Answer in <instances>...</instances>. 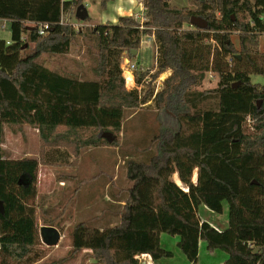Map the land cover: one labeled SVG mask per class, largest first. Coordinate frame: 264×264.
Listing matches in <instances>:
<instances>
[{
    "label": "trees",
    "instance_id": "16d2710c",
    "mask_svg": "<svg viewBox=\"0 0 264 264\" xmlns=\"http://www.w3.org/2000/svg\"><path fill=\"white\" fill-rule=\"evenodd\" d=\"M81 1L69 0L64 9ZM187 1L193 8L171 0H142L143 29L132 16L93 26L97 78L81 80L48 68L40 59L44 53H67L79 32L61 23V0H0V21H7L10 29L9 43L0 38V199L5 206L0 220H10V183L29 190L48 149L63 148L75 164L85 149L120 145L126 110L146 103L147 94L125 87L117 54L126 51L133 58L147 34L159 42L155 75L172 71L154 98L156 109L176 118L178 125L160 124L148 144L155 153L147 160H126L130 184L115 194L124 201L118 222L102 229L77 223L72 251L91 250L95 264H145L141 255L154 261L173 255L161 245L166 233L179 236L178 246L190 262L197 261L204 242L209 251L228 254L225 264H264V85L251 78L264 75L257 59L264 0ZM102 4L106 7L107 0ZM192 15L206 19L207 27L185 28ZM33 22H47L50 28L41 35ZM229 29L238 31V46ZM208 71L219 77L217 86L197 89ZM228 93L251 95L249 111H222L221 95ZM5 123L38 127L39 159L5 157ZM175 172L188 191L172 179ZM224 202L229 206L227 227L200 218L199 205L222 213ZM45 256L35 243L0 242V264H39Z\"/></svg>",
    "mask_w": 264,
    "mask_h": 264
},
{
    "label": "rangeland",
    "instance_id": "374dc122",
    "mask_svg": "<svg viewBox=\"0 0 264 264\" xmlns=\"http://www.w3.org/2000/svg\"><path fill=\"white\" fill-rule=\"evenodd\" d=\"M103 0H82L88 10V19L81 21L76 18L77 5L66 10L64 20L69 23L82 25L81 30L75 35L70 50L65 54L44 53L41 62L45 66L63 71L71 76H78L81 80L96 79L95 70L98 68L97 37L91 28L96 25L106 24L107 19L112 21L115 17L118 0H107L103 7ZM171 4L189 6L187 0H171ZM139 23L146 20L140 19ZM137 20V17L135 18ZM138 21V20H137ZM0 38L8 37L10 29L7 21H0ZM119 22V18L117 24ZM2 26V27H1ZM185 28H194L192 24L184 25ZM232 42L239 45L238 31L229 29ZM214 45V42L212 41ZM215 46V45H214ZM134 57H129L128 52H118L117 60L120 64L121 74L125 79V87L129 90L136 88L140 96L147 94V102L137 109H127L120 135L118 147H92L85 149L81 158L75 164L71 163L74 157L64 151L48 149L45 162L39 163L35 172L31 188L27 190L21 184L12 181L8 187L10 197V220H0V242L24 240L35 243L45 252V257L39 264H95L91 250L73 252L72 231L79 222H85L91 229L105 228L115 225L119 220V213L124 204L117 200L115 194L121 192L130 184L126 178V160H147L155 153V147H149V141L158 131L161 123L177 126L178 120L165 111H157L154 98L164 88L165 80L172 73L170 69L157 72L159 60V42L155 37L143 34L141 46ZM260 65L264 66V41L260 43L257 57ZM135 64V69L129 67ZM234 64V63H233ZM130 70L134 77V86L128 87L126 71ZM148 70V82L137 83V77ZM56 71V72H57ZM69 72L71 74H69ZM163 78V79H162ZM254 83L264 85V75H251ZM219 77L208 71L197 89L204 90L217 86ZM253 100V99H252ZM251 100V101H252ZM222 111H249V103L244 95L228 93L221 95ZM3 149L8 159L21 160L25 158L39 159V129L28 123L4 124ZM194 169L191 180L194 178ZM179 178L177 172L172 175L176 182ZM177 183V182H176ZM179 185V184H178ZM184 185V184H183ZM185 186V185H184ZM186 187V186H185ZM187 188V187H186ZM125 194L122 193L120 198ZM29 208H33L30 213ZM198 214L202 220L217 225L224 229L229 223V206L224 202V210L217 213L201 204ZM53 226L60 234V239L53 244L50 235L43 232V227ZM45 234V235H44ZM179 236L163 233L161 236L162 247L173 252L172 256L162 257L157 264H225L228 254L221 249L209 251L204 242L200 243L199 254L196 262H190L178 246ZM140 259L145 264L151 262L150 257L141 255Z\"/></svg>",
    "mask_w": 264,
    "mask_h": 264
},
{
    "label": "crops",
    "instance_id": "0c3cea01",
    "mask_svg": "<svg viewBox=\"0 0 264 264\" xmlns=\"http://www.w3.org/2000/svg\"><path fill=\"white\" fill-rule=\"evenodd\" d=\"M118 1H120V2H119V6H117V8H116V13L114 15L115 17L112 18L113 22L109 21L110 19L108 18L106 21V24H114V22H117L118 18H120L121 16H132L134 18L137 17L138 21H140L138 18L139 15L141 16L140 19L144 18L146 11H145V8L142 4V0H118ZM152 37H154V36H152ZM1 38L6 39L8 37H1ZM262 41H264V35H262V37H261V44H262ZM50 69H52V68H50ZM52 70H54V69H52ZM55 71H57V70H55ZM58 73L68 75L63 71H59ZM69 74H71V73L69 72ZM242 95H244V97L248 101H251L253 99V97L251 95H248V94H242ZM249 105H250V103H249ZM246 111L247 110H245V112ZM58 151H64V149L61 148L60 150H57V153H59ZM71 160H73V159H71ZM197 174H198V172H197ZM194 183H197V181ZM185 190L187 191L188 189H185ZM144 256L150 257L151 262H149V264H157V261H154L150 255L144 254Z\"/></svg>",
    "mask_w": 264,
    "mask_h": 264
},
{
    "label": "water",
    "instance_id": "95a60500",
    "mask_svg": "<svg viewBox=\"0 0 264 264\" xmlns=\"http://www.w3.org/2000/svg\"><path fill=\"white\" fill-rule=\"evenodd\" d=\"M75 16L77 19H79L81 21L88 19L89 13H88V10L84 4L81 3V4L77 5L76 10H75ZM190 24H192L194 26H198L202 29L206 28L208 25L206 19H204L202 16H197V15L191 16ZM136 52H137V50H133V53H136ZM236 56L239 58L241 57V55H239V54ZM259 103H261V102L259 101ZM252 183H257V181L253 180ZM4 210H5L4 202H3V200L0 199V212L3 213ZM43 232L46 234H49L51 236L50 240L53 244L57 243L58 240L60 239L59 232L53 226L43 227ZM259 250H260L259 248H256L255 252H258Z\"/></svg>",
    "mask_w": 264,
    "mask_h": 264
},
{
    "label": "built area",
    "instance_id": "2783aa9c",
    "mask_svg": "<svg viewBox=\"0 0 264 264\" xmlns=\"http://www.w3.org/2000/svg\"><path fill=\"white\" fill-rule=\"evenodd\" d=\"M67 1H69V0H61V2H62V17H61V23L71 24L77 31H79V30H81V26L82 25L77 24V23H69V22H66L64 20V14L66 12V10L64 9V7H65L64 5H65V3ZM33 24H37V26H38V33L41 34V35L46 34L47 31H48V29L50 28V24L47 23V22H38V23H34L33 22ZM142 24L143 23L140 24L141 29L144 28V26ZM22 39H24V37H22ZM7 42L9 43L10 40H7ZM213 42H214V44H216L215 41H213ZM227 60H228V62H229L230 65H233L234 60H233L232 57H228ZM129 67L134 70L135 67H136V65L133 63V64H130ZM145 71H148V70H145ZM145 76H149V74L148 75H145ZM143 82L147 83L148 82V77H144ZM136 88H137V85H136ZM248 121L251 122L252 120L250 118H248ZM250 246H251V244H250ZM263 256H264V250H263ZM260 263H261V260L257 264H260Z\"/></svg>",
    "mask_w": 264,
    "mask_h": 264
},
{
    "label": "bare ground",
    "instance_id": "6f19581e",
    "mask_svg": "<svg viewBox=\"0 0 264 264\" xmlns=\"http://www.w3.org/2000/svg\"><path fill=\"white\" fill-rule=\"evenodd\" d=\"M125 75H126L127 86H128V87L134 86V77H133L132 72H131L130 70H128V71H126ZM162 79H163V78H162ZM194 178L197 179V173H196V172H195V174H194ZM176 182H177V184H179L180 186L184 187L185 189H188V188H186V187L183 185V183H182V181L180 180V178H177V177H176ZM147 255H148V254H147Z\"/></svg>",
    "mask_w": 264,
    "mask_h": 264
}]
</instances>
